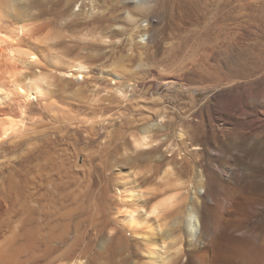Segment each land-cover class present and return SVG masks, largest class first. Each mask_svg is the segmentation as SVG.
<instances>
[{
	"label": "rangeland",
	"instance_id": "rangeland-1",
	"mask_svg": "<svg viewBox=\"0 0 264 264\" xmlns=\"http://www.w3.org/2000/svg\"><path fill=\"white\" fill-rule=\"evenodd\" d=\"M14 1L51 30L47 59L19 67L27 82L40 73L49 82L46 94L0 100L22 106L17 125L0 133V175L17 179L28 152L55 136L34 162L57 151L64 172L88 173L93 216L106 221L92 230L94 251L115 230L134 249L136 233L153 234L156 253L182 264L191 238L180 217L193 210L219 221L207 264H264V0ZM76 61L84 67H69ZM168 193L173 205L136 233L118 223ZM121 247L99 259H148L143 247L135 257Z\"/></svg>",
	"mask_w": 264,
	"mask_h": 264
},
{
	"label": "bare ground",
	"instance_id": "bare-ground-1",
	"mask_svg": "<svg viewBox=\"0 0 264 264\" xmlns=\"http://www.w3.org/2000/svg\"><path fill=\"white\" fill-rule=\"evenodd\" d=\"M138 4H143V2L140 0ZM38 18L39 15L17 12L14 0H0V100H6L13 96L17 99H25L32 94H46L44 90H48L45 84L47 85L49 82V77L41 73L34 76L32 74L28 78L33 83H29L26 81L28 75H23L19 69L27 63L37 66L39 58L47 59V54L41 44L50 39L51 32L49 31L51 30L45 26L36 28L35 23ZM22 36H27L28 40H23ZM32 56H36L35 61L31 60ZM69 67L82 69L84 66L81 62L76 61ZM42 81H46V83H42ZM21 114L20 103H17L16 110L0 107V115L4 116L0 118L1 135L6 134L17 125L15 118ZM237 114L242 115L245 112L241 111ZM182 134L178 135L182 136ZM146 138V135H143L138 140L134 139L135 146L140 148L145 145ZM56 142L55 136H47L35 150H30L24 158L26 164L24 170L16 172L17 179L12 178L11 172L4 176L0 175V264H79V262L82 264H103L99 256L106 255L105 252L109 255L113 251L115 254L117 253L115 250L121 246L133 248L131 243L129 244L124 239L123 233L120 230H115L109 237L112 243L109 241L110 245L107 243L105 244L107 246L100 245V248H96L98 252L94 251L96 242L95 236H92V230L96 229L95 234H97L99 230L96 227L103 219L93 216L94 213L91 210L92 195L88 173H82L84 176L77 177L74 170H70V173L64 172L63 163L61 162L63 168L57 164L60 163L57 159L62 158V154L57 151L43 161L34 162L37 158L42 157L48 146L54 145ZM195 149L198 148L195 147ZM39 164L47 165L49 169L38 167ZM203 192L205 194V190ZM20 201L24 203H20ZM173 203L174 195L164 194L160 198L149 200L145 212L140 216L136 214V212H140L139 209H133L123 211L122 214L117 211L120 215L116 219L122 227L136 233L139 228L145 227L149 218L159 215L160 211L170 208ZM220 209L223 211V206ZM195 213L193 210H189L183 217H180L183 219V221L181 220V229L191 238L187 242L186 260L182 264H207V254L209 253H207V248L212 245L214 231L219 227L217 226L219 221L216 219H214L216 222L207 220L214 214L205 219L201 214L197 218ZM135 235L141 237L138 246L143 247V252L148 256L143 264H156L155 258L162 259L161 255L156 253V241L153 234L146 238L141 234L136 233ZM106 247L107 249H105ZM141 247L136 246L132 251L128 250V252L131 251L129 255H138V250L142 252ZM119 250L121 252L122 247ZM212 250L214 249L212 248ZM109 256L112 258L114 255ZM124 256H126L123 257L126 258L125 262L131 261L126 254ZM160 263L168 264L164 258ZM123 264L125 263L123 262Z\"/></svg>",
	"mask_w": 264,
	"mask_h": 264
},
{
	"label": "snow or ice",
	"instance_id": "snow-or-ice-1",
	"mask_svg": "<svg viewBox=\"0 0 264 264\" xmlns=\"http://www.w3.org/2000/svg\"><path fill=\"white\" fill-rule=\"evenodd\" d=\"M31 60L35 61L36 60V56H32ZM14 79V78H13ZM29 83H33L32 81H29ZM42 83H46V81H42Z\"/></svg>",
	"mask_w": 264,
	"mask_h": 264
}]
</instances>
